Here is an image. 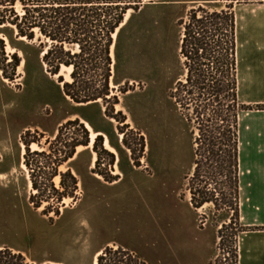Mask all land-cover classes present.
Instances as JSON below:
<instances>
[{
  "label": "rangeland",
  "instance_id": "374dc122",
  "mask_svg": "<svg viewBox=\"0 0 264 264\" xmlns=\"http://www.w3.org/2000/svg\"><path fill=\"white\" fill-rule=\"evenodd\" d=\"M228 3L142 0L136 11L126 10L123 28L115 39L111 35L105 103L73 102L63 92L72 81L67 70L62 65L55 76L43 60L49 43L21 39L13 27L0 26V246L35 264H92L105 243L129 248L149 264H232L230 236L237 226L212 204H190L193 139L169 96L184 74L180 22L196 6L211 10ZM89 86L100 85L94 79ZM74 119L100 132L101 142L79 145L63 161L70 139H81L80 128L67 126L52 146L47 141ZM244 119L240 112V126ZM103 134L115 152L104 147ZM32 143L38 148L32 150ZM67 172L75 189L68 175L62 177ZM58 193L67 195L58 201ZM182 244L188 254L180 257Z\"/></svg>",
  "mask_w": 264,
  "mask_h": 264
},
{
  "label": "trees",
  "instance_id": "16d2710c",
  "mask_svg": "<svg viewBox=\"0 0 264 264\" xmlns=\"http://www.w3.org/2000/svg\"><path fill=\"white\" fill-rule=\"evenodd\" d=\"M142 0H0V26H11L17 37L37 38L48 48L43 60L52 74L60 67L71 66L72 81L65 82L63 92L73 102L86 104L108 101L110 93L111 35L123 28V14L136 11ZM228 5L210 8L196 6L187 13L179 46L184 74L176 81L169 96L190 128L193 139V170L188 175L190 204L199 209L212 204L225 211L229 224L237 226L231 234V260L238 264V233L253 230L240 224L239 218V114L253 109L238 100L237 42L234 7L257 0H221ZM19 7V11L16 9ZM93 71V73H91ZM96 79L99 88H91ZM59 81L62 77L59 76ZM255 108L264 109V105ZM107 114V109H105ZM78 126L81 139H70L63 161L73 157L79 145H89V132L78 119L63 123V128ZM101 138L93 142L96 148ZM51 148V147H50ZM71 187L77 181L70 172ZM32 185L37 188L35 181ZM67 195L58 193V201ZM35 208L40 204L35 203ZM45 212V209L43 210ZM218 230L223 241V229ZM0 264H35L21 252L0 246ZM41 264V263H39ZM50 264V263H45ZM96 264H149L135 251L123 246H106Z\"/></svg>",
  "mask_w": 264,
  "mask_h": 264
},
{
  "label": "crops",
  "instance_id": "0c3cea01",
  "mask_svg": "<svg viewBox=\"0 0 264 264\" xmlns=\"http://www.w3.org/2000/svg\"><path fill=\"white\" fill-rule=\"evenodd\" d=\"M234 13L238 100L246 106L264 105V1L238 4ZM241 112L245 119L240 126L239 114V213L244 226L253 230L242 232L238 264H264V109ZM107 245L112 244L102 248ZM179 254L187 256L188 245L182 244Z\"/></svg>",
  "mask_w": 264,
  "mask_h": 264
},
{
  "label": "bare ground",
  "instance_id": "6f19581e",
  "mask_svg": "<svg viewBox=\"0 0 264 264\" xmlns=\"http://www.w3.org/2000/svg\"><path fill=\"white\" fill-rule=\"evenodd\" d=\"M127 16H128V12H127L125 18H127ZM123 24H124V22L121 23V25H123ZM121 25H120V26H121ZM119 28H120V27L116 28L115 32L112 34L113 39L116 38V36H117V32H118ZM112 48H113V44L111 45L110 49L112 50ZM44 52H45V50H44ZM44 52H43V53H44ZM43 53H42V54H43ZM62 68H64V69L67 70V77H68L69 80H71L70 73H71V71H72V67H71V66H68V67H67V66H62ZM59 74H60V72H59ZM59 74H55V76H58ZM84 123H85L86 128L90 131V142H89V145H88V146H85V147H89V146L92 145L94 139L100 134V132H95V131H93L92 128H91V126H90L87 122H84ZM103 135H104V147H105L106 149H108L109 151H111V152H115L114 148H113V147L110 145V143H109V139H108V137H107L105 134H103ZM22 147H23V145H22ZM30 147H31L32 150H35V149L38 148V146H37L35 143H32V144L30 145ZM83 147H84V146H83ZM22 152H24V148L22 149ZM93 157H95V155H94ZM21 166H22V167H25L24 164H22ZM56 180H58V177H56ZM29 184H31L30 181H29ZM100 253H101V249L98 250V251L95 253V255H94V257H93V262H92V264H96V257H97V255L100 254ZM52 264H58V263H52Z\"/></svg>",
  "mask_w": 264,
  "mask_h": 264
}]
</instances>
